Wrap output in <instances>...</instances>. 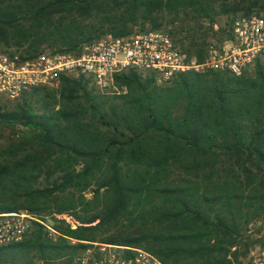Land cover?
I'll list each match as a JSON object with an SVG mask.
<instances>
[{
	"label": "trees",
	"instance_id": "16d2710c",
	"mask_svg": "<svg viewBox=\"0 0 264 264\" xmlns=\"http://www.w3.org/2000/svg\"><path fill=\"white\" fill-rule=\"evenodd\" d=\"M254 9L264 12V0H0V51L76 52L166 21L179 23L166 31L201 60L208 30L230 38L234 17ZM220 14L230 20L213 30ZM176 75L159 85L153 72L127 68L114 74L122 93L112 95L62 75L55 87L0 99V127L13 136L0 143V213L51 215L57 234L34 222L0 245V263L74 264L84 241H99L163 264H239L250 246L241 232L264 214V62L251 74ZM67 212L82 224L52 215Z\"/></svg>",
	"mask_w": 264,
	"mask_h": 264
},
{
	"label": "built area",
	"instance_id": "2783aa9c",
	"mask_svg": "<svg viewBox=\"0 0 264 264\" xmlns=\"http://www.w3.org/2000/svg\"><path fill=\"white\" fill-rule=\"evenodd\" d=\"M261 58H264V15L257 12L235 16L231 37L208 42L201 60L195 55L189 56L162 28L126 36L108 34L84 43L76 52L46 49L22 59L18 52L0 51V99L12 102L35 87L57 86L62 75L84 76L97 90L106 92L113 86L114 74L127 68L151 71L158 80L168 81L186 71L211 70L239 75ZM33 222L42 223L28 210L0 213V245L21 240ZM74 262L163 264L142 248L98 242H91ZM249 264H264V246L249 253Z\"/></svg>",
	"mask_w": 264,
	"mask_h": 264
},
{
	"label": "rangeland",
	"instance_id": "374dc122",
	"mask_svg": "<svg viewBox=\"0 0 264 264\" xmlns=\"http://www.w3.org/2000/svg\"><path fill=\"white\" fill-rule=\"evenodd\" d=\"M259 11V12H257ZM252 12H257V13H261L264 15V12H261L259 9H254V11ZM169 18H172V15L169 16ZM230 19H229V16L228 15H225V14H220V15H216L215 16V22L213 24V30H216L217 28H220L222 27L226 22H228ZM201 24L202 25V29H208L209 27V22L206 20V19H202V20H199L198 24ZM178 22H174V23H171V22H164L163 24V28L165 30H168L169 28H173L174 26H178ZM187 27L188 26H192L194 27L195 24H194V20H189L188 22H186L185 24ZM146 27L150 26L148 23H146L145 25ZM139 25L138 26H134L133 27V32H139ZM133 34V33H132ZM108 35V34H107ZM203 35V34H202ZM220 34H213V32H211L210 30H208V32L206 33V43L204 45V48L206 47L207 43L212 41V40H218V37H219ZM105 36V35H103ZM102 36V37H103ZM261 62H264V58H261L260 59ZM256 63V62H255ZM255 63L253 65H251L248 69L245 70L246 73H253L254 69H255ZM210 70H204V71H200L198 73H203V72H208ZM177 79V75H175L173 78H171L169 81H162V80H158L157 79V84L159 85H168V84H172L175 80ZM55 87V86H53ZM109 95H112L114 93H122L121 89L119 88H116L114 86H111L107 91H106ZM22 127L21 126H17L15 128V131L16 132H19L21 133L22 131ZM13 137L12 136V131L10 129H7V128H4V127H0V143H6L8 142L9 138ZM85 196L87 198L91 197V188H89L88 190H86L84 192ZM23 210H26V209H22L21 211ZM20 211V210H18ZM10 212H17V211H10ZM37 216V218L42 222L41 224L44 225L45 229L47 230L48 232V236L55 239L57 236L56 234V230L53 228V225L55 223V221L52 219L51 215H48V216H44L43 218L38 216L37 214H35ZM57 220L58 219H64L66 223H68L71 228H75L77 225H80L82 223H80L79 220L75 219L72 214L70 213H62V214H52ZM66 218H69V220H71V222L67 221ZM72 219H74L75 221H72ZM34 223V222H33ZM33 223H32V226L31 228L33 227ZM74 224V226H73ZM50 227L51 229H49L48 227ZM54 230V231H53ZM49 232H52L51 234L52 235H49ZM242 234V239H243V242L242 243H245L247 242L250 246L246 252L245 255H240L239 258H238V261H239V264H249V253L258 248V247H261V246H264V214H262L261 216L257 217L256 219H253L248 225H246V228L242 230L241 232ZM84 242H98V243H104V244H112V243H105V242H99V241H84ZM112 245H120V244H112ZM120 246H126V245H120ZM244 248H241V250H243ZM31 258V256H26V257H22L21 259H16L15 261H6V262H3V263H0V264H22L24 263L27 259ZM34 261V264H41L40 261H37L35 259H33Z\"/></svg>",
	"mask_w": 264,
	"mask_h": 264
}]
</instances>
